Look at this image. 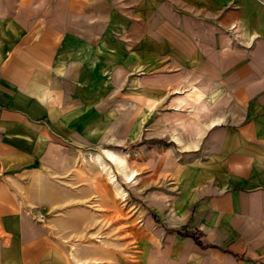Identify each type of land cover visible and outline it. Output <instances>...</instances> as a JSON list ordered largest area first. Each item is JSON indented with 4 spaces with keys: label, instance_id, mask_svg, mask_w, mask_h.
<instances>
[{
    "label": "crops",
    "instance_id": "0c3cea01",
    "mask_svg": "<svg viewBox=\"0 0 264 264\" xmlns=\"http://www.w3.org/2000/svg\"><path fill=\"white\" fill-rule=\"evenodd\" d=\"M0 13V264H73L65 218H37L54 202L47 171L95 139L89 108L128 83L166 109L159 121L200 111L169 155L187 214L176 233L223 264H264V0H0Z\"/></svg>",
    "mask_w": 264,
    "mask_h": 264
},
{
    "label": "rangeland",
    "instance_id": "374dc122",
    "mask_svg": "<svg viewBox=\"0 0 264 264\" xmlns=\"http://www.w3.org/2000/svg\"><path fill=\"white\" fill-rule=\"evenodd\" d=\"M89 110L96 117L95 139L64 149V167L47 171L56 185L50 187L53 205L39 208L65 218L57 238L67 258L73 264H223L217 252L201 250L175 231L187 214H176L183 188L169 155L187 146L190 140L178 137L187 126L200 128V111L189 119L165 114L159 121L166 109L140 106V91L130 83L114 91L112 105ZM105 116L112 122H101ZM152 135L165 137L152 143Z\"/></svg>",
    "mask_w": 264,
    "mask_h": 264
},
{
    "label": "trees",
    "instance_id": "16d2710c",
    "mask_svg": "<svg viewBox=\"0 0 264 264\" xmlns=\"http://www.w3.org/2000/svg\"><path fill=\"white\" fill-rule=\"evenodd\" d=\"M152 142H156V141H162V140H159V139H151ZM156 219L159 221V218H157L156 216ZM180 233L186 235V236H190L194 239V241L196 243H198L200 246L202 247H207L208 244L204 243L202 238L205 236V233L201 230H198V229H186L185 226H183L180 230H179Z\"/></svg>",
    "mask_w": 264,
    "mask_h": 264
},
{
    "label": "built area",
    "instance_id": "2783aa9c",
    "mask_svg": "<svg viewBox=\"0 0 264 264\" xmlns=\"http://www.w3.org/2000/svg\"><path fill=\"white\" fill-rule=\"evenodd\" d=\"M37 218H39L40 220H42L44 218V214H42V213L37 214Z\"/></svg>",
    "mask_w": 264,
    "mask_h": 264
},
{
    "label": "bare ground",
    "instance_id": "6f19581e",
    "mask_svg": "<svg viewBox=\"0 0 264 264\" xmlns=\"http://www.w3.org/2000/svg\"><path fill=\"white\" fill-rule=\"evenodd\" d=\"M108 154L110 155V157L112 158L114 155L113 154H110V151H108ZM101 158V157H100ZM107 166V165H105ZM115 177V176H114Z\"/></svg>",
    "mask_w": 264,
    "mask_h": 264
}]
</instances>
